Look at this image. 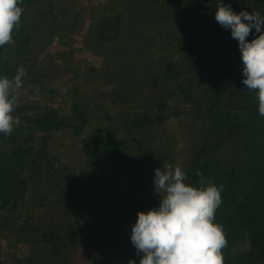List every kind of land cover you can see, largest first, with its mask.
Here are the masks:
<instances>
[{"label": "trees", "instance_id": "obj_1", "mask_svg": "<svg viewBox=\"0 0 264 264\" xmlns=\"http://www.w3.org/2000/svg\"><path fill=\"white\" fill-rule=\"evenodd\" d=\"M35 1L22 0L23 12L19 25L12 31V40L27 43L31 37L27 13ZM150 3L169 9L160 11L166 20V24L161 22L167 29L165 43L178 50L183 60L159 59L162 63L155 71H147L144 81L131 85L123 82L126 77L118 78L120 89L110 94L113 99L128 101L130 106L117 116L93 107L98 119L106 123L82 139L86 167L105 160L117 164L125 161V145L115 134L117 131L113 132L118 130L112 124L116 120L130 136L129 133L164 123L167 117L178 115L182 106H188V114L200 124L197 133H191V125H186L185 133L194 138H189L191 152L183 171L186 183L193 186H201L197 172L211 178L218 187L223 185L215 222L223 226L228 241L222 250L224 264H264V117L259 115L255 92L242 83L238 41L223 37V26L204 7V0H160L159 4L158 0H150ZM241 10L264 16V0H243L238 12ZM255 35L258 33L253 28L248 39ZM21 66L11 56V43L0 46V76L13 79ZM87 111L84 104H74V117L70 120L58 107L18 99L13 115L19 123L10 136L0 133V209L23 213L22 232L41 231L42 237L53 235L59 239L58 243L79 245L90 254L112 248L111 255H115L125 241L115 240L117 222L112 217L117 215L112 213L110 217L113 205L91 202L92 188L84 178L80 180L73 170L51 169L52 163L45 157L53 134L67 128L76 133L83 130L88 121ZM51 174L61 182L44 193L41 187H45ZM39 180L43 181L41 186L36 184ZM159 204L160 200L153 208ZM137 207L139 204L125 206L124 210L135 214ZM48 239L56 247L57 242ZM113 241L119 244L115 246ZM142 255H137L132 246L118 261L139 264ZM6 260L0 259V264H10Z\"/></svg>", "mask_w": 264, "mask_h": 264}, {"label": "rangeland", "instance_id": "obj_2", "mask_svg": "<svg viewBox=\"0 0 264 264\" xmlns=\"http://www.w3.org/2000/svg\"><path fill=\"white\" fill-rule=\"evenodd\" d=\"M242 1L222 0L235 12ZM156 6L150 0H36L29 7L27 22L31 37L27 43L15 39L11 43V56L26 72L22 87L17 90L18 99L58 107L70 120L74 117V104L82 103L88 108L83 130L76 133L67 128L53 134L45 157L50 159L51 169L73 170L80 180L84 178L92 188L91 202L113 205L110 217L112 213L117 215L112 217L117 222L115 240L125 241V245H121L122 249L118 247L115 255H111L112 248L90 254L79 245L58 243L59 239L53 235L42 237L41 231L22 232L23 213L0 209V259L9 256L12 261H6L10 264H47L46 260H51L48 264H129L118 259L124 258L134 246L128 239L131 240L137 213L148 211L160 200L155 191L154 170L167 164L179 165L183 170L191 152L189 138H194L185 133L186 125H191V133H197L200 121L191 117L190 108L184 105L178 115H171L146 131L129 133L130 138L116 120L112 124L118 130L113 132L117 131L115 134L127 152L125 161L118 164L105 160L87 168L81 144L91 130L106 123L98 119L94 106L110 116H117L130 106L128 101L113 99L110 94L120 89L118 78L126 77L123 82L131 85L144 81L147 71H155L162 63L159 59L183 60L178 50L165 43L167 29L161 22L166 24V20L160 11L169 9L157 3ZM204 7L215 16L216 0H204ZM223 31L226 40L232 39L229 28L223 27ZM60 182L51 174L41 189L48 193ZM42 183L36 182L38 186ZM138 204L135 214L124 210L125 206ZM47 238L57 242L56 247ZM113 242L115 246L119 244Z\"/></svg>", "mask_w": 264, "mask_h": 264}, {"label": "clouds", "instance_id": "obj_3", "mask_svg": "<svg viewBox=\"0 0 264 264\" xmlns=\"http://www.w3.org/2000/svg\"><path fill=\"white\" fill-rule=\"evenodd\" d=\"M21 3L0 0V46L13 43L12 31L23 12ZM215 19L238 41L242 83L255 92L259 115L264 117V16L259 12H235L230 5L216 0ZM253 28L258 35L249 40ZM25 75L21 66L13 79L0 76V133L5 135L10 136L19 123L13 113L18 101L16 92ZM154 171L159 207L139 211L131 229L137 255L143 254L139 264H224L222 250L228 241L223 226L215 222L223 185L218 187L200 172L201 186L186 183L187 176L179 165L167 164Z\"/></svg>", "mask_w": 264, "mask_h": 264}]
</instances>
